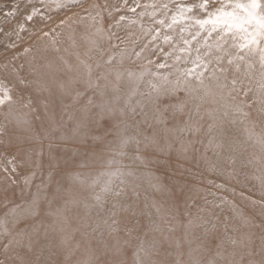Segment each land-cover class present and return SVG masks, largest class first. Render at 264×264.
<instances>
[{"label":"snow or ice","instance_id":"snow-or-ice-1","mask_svg":"<svg viewBox=\"0 0 264 264\" xmlns=\"http://www.w3.org/2000/svg\"><path fill=\"white\" fill-rule=\"evenodd\" d=\"M0 14V264H57L40 193L57 203V223L70 206L109 205L92 230L115 243L95 264H127L129 247L132 264H185L178 228L199 241L192 251L211 253L187 264H264V0H11ZM53 105L69 125L49 116ZM249 165L260 199L240 196L262 211L239 215L240 231L220 215L236 189L203 178L242 183ZM69 179L89 197L77 200ZM142 179L162 202L141 203Z\"/></svg>","mask_w":264,"mask_h":264},{"label":"bare ground","instance_id":"bare-ground-1","mask_svg":"<svg viewBox=\"0 0 264 264\" xmlns=\"http://www.w3.org/2000/svg\"><path fill=\"white\" fill-rule=\"evenodd\" d=\"M2 1L3 0H0V6L7 7ZM100 2L103 3L104 0H100ZM110 2H111V0H110ZM129 3H131V0H129ZM73 11H79V9L74 8V9H71L70 11L65 10V11H62L59 13L53 12V13H51V15L53 16V18L55 20V19L62 18L65 15H70L71 12H73ZM129 15H131V14L129 13ZM0 23H2V14H0ZM13 23H15V22L13 21ZM35 23L39 26L41 22L36 21ZM10 26L11 25H8V27H10ZM29 27H31V25H29ZM33 39H29L27 36H25L24 46H26L28 44H32ZM60 39L63 40L64 38L61 37ZM83 50L85 52V48L82 46L80 48L81 54H82ZM34 51H35V47H34ZM0 52H3L2 48H0ZM2 59H3V57L0 56V60H2ZM137 69H138V67L134 68L133 70H137ZM65 78H66V80H65ZM57 79L61 80V81H67L68 76L63 77L62 74H60ZM78 86L81 87L80 85H76V87H78ZM49 87L51 88L53 93H58L60 91V89L58 88L56 83H51ZM63 100H64V103H66V102H68V100L70 101L71 99L69 97H66ZM260 131H261V128L258 126L256 128V132L259 133ZM202 138L204 139L203 136H202ZM205 144H206V140H205ZM245 148L247 150V154L257 155V156L260 155L258 148L254 147L252 145H245ZM202 150L203 151L206 150L205 145L201 146V152H202ZM207 155L209 158L213 157V153L210 150L208 151ZM258 167L259 166L256 165V167H255L256 169H255V168H253V165H249L245 169V172L247 173V177L246 178L244 176L240 177L242 183H237L236 180H234V179L230 180V181H224L223 178H218L212 172H208L205 174V176L209 177V179L216 180V182H218V183L219 182H226L229 188H235L236 189V195H234V196L231 195L230 192L224 193L225 195L228 196V198L232 202V204L235 205V208L233 209L232 207H225V209L222 212H220V215L228 217L229 221H230V226H235L240 231H246V229L243 228V226L241 225L239 215H243V216L248 217L250 219H257L258 220L259 214L262 211L258 205L254 206L250 203L249 199H245V198L240 196V192H243L245 197H249L251 199H256L257 201H259V199H260V180L258 179V177L260 176V172L257 170ZM144 182H145V179H142L141 181H139V183L141 184L139 191H140V199L142 201V204L144 202L149 203V200L147 198L149 195V192H148V188L146 187ZM70 187L72 189L73 194L75 196L78 195L79 198H77V200H82L84 198L89 197V194L86 195L84 193L85 190L80 188L79 185L72 184ZM212 190L215 191V189H212ZM87 202L89 204L92 203L90 198H88ZM61 206H62V202H61ZM38 207H39V210L41 213V218L44 220V223H47L46 225H55V230H52L50 228L49 231H50V240L52 242L53 251L55 253L53 258L57 261V264H95V262H94L95 245L92 241L89 240V236H91V235L99 236V237H101L102 240H103V238H106V239L112 238V236H109L108 233L107 234L104 233L105 231H107V229L103 226H101V228L96 230V231L92 230V228L95 227L96 222L98 221V219L101 216L107 217L109 205H105L104 208H100V209H103V212L97 211L96 209H98V208L86 209V208H84L83 204H80L78 206H70L69 212H71L72 215L75 213V215H78V216H74V215L73 216L72 215L67 216V212H65L64 213V219L60 223H57V217L54 214H49V213H55V211L58 207L57 203H49V201L47 199H44V201L41 202V206H38ZM80 211L83 212L84 216L79 215ZM86 217L91 218L88 220V223L91 225V227H85L84 220ZM144 223H147V220H145ZM221 226H223V225H221ZM76 230H78V232ZM176 232L174 233V236L176 238L178 235L183 234V230L179 229V228L177 229ZM103 234L105 237L102 238ZM151 235L152 234H149V236L146 237L145 239H151ZM120 237H122V238L124 237L123 232L120 233ZM111 240H113V239H111ZM82 241H84V242L81 245V247L79 248V244ZM101 242H104V241H101ZM198 243H199V241L192 242V244L190 246L187 242L186 243L181 242V244H182L181 250L189 253L190 251L196 249V246ZM100 245L101 244L99 243V248H98V250H100L99 256L101 255V249H102ZM203 255L204 254H202V253L192 251L191 259H193V260L202 259ZM207 258H208V255H207V257L204 258V260H206ZM128 259H129V257H128ZM188 260L185 261V264H187ZM132 261H133V253H132L127 264H132Z\"/></svg>","mask_w":264,"mask_h":264},{"label":"rangeland","instance_id":"rangeland-1","mask_svg":"<svg viewBox=\"0 0 264 264\" xmlns=\"http://www.w3.org/2000/svg\"><path fill=\"white\" fill-rule=\"evenodd\" d=\"M7 7L10 5V2H11V0H3L2 1ZM85 6H87V5H85ZM139 9H137V11H138ZM121 35H123V33H121ZM84 50L82 51V58H86V57H84ZM70 60H71V62L73 63V64H75V60H74V58H70ZM125 67H129V68H132V69H134V68H136V67H139V65L138 64H132L130 61H126V63H125ZM62 76L63 77H66V76H68L67 74H64V73H62ZM65 80H66V78H65ZM51 84V83H50ZM50 86V85H49ZM79 87V86H78ZM55 96H57V97H61L62 96V94H61V92L59 91L58 93H53ZM67 96H64V97H62L63 99H65ZM63 103H64V100H63ZM64 104H71V100L69 101L68 100V102H66V103H64ZM49 116L53 119V120H55L57 123H59L60 121H63L64 123H65V125L67 126V125H69L70 124V120H69V117H68V115H67V113H66V110L63 108V106L61 105V106H57V105H53L52 107H51V109H50V111H49ZM48 127V123L46 122L45 123V125H44V128H47ZM44 128H41L39 125H37V128H36V131L37 132H39V133H43V131H44ZM201 139H203L202 138V136H201ZM202 145H204V144H196V149H197V151L198 152H201V146ZM204 151H206V150H204ZM203 150H202V152H204ZM209 151V150H208ZM208 151H207V154H208ZM256 167V165H253V168H255ZM256 169V168H255ZM152 173H153V175H160V173L158 172V171H156V169L155 168H152ZM204 179V183L206 184V182H207V180L209 179V177H204L203 178ZM36 183L38 184L39 183V180H37L36 181ZM144 184L146 185V187L148 188V192H149V195H148V200H149V203H151L153 200H155V201H157V202H162L163 200H164V197L162 196V194L161 193H159V192H157V191H155L152 187H150V185H149V183L147 182V180H145V182H144ZM67 185L70 187L71 185H72V182H71V180L69 179L68 181H67ZM141 185V184H140ZM203 186V185H202ZM32 193L35 195L36 194V189H35V187H33L32 188ZM86 195H88L89 193L87 192V191H85L84 192ZM201 195H203V193L201 194ZM44 196H45V194L44 193H40V195H38V206H41V202L42 201H44ZM75 196V195H74ZM80 196V195H79ZM75 198L77 199V198H79L78 197V195H76L75 196ZM41 201H40V200ZM141 200V199H140ZM19 203H21V205H22V208L23 209H27V207H28V205L26 204V203H24V201H18ZM141 203H142V201H141ZM37 211H39L40 212V210H39V207L36 209ZM97 211H101V212H103V209H100V208H98V209H96ZM3 212H4V208H3V205H2V203H0V215H2L3 214ZM77 213V212H76ZM69 215H72V213L71 212H69V211H67V216H69ZM74 216H78V215H75V213L73 214ZM72 215V216H73ZM79 215H81V216H84V214H83V212L82 211H80L79 212ZM97 216V215H96ZM98 217V216H97ZM95 218V217H94ZM97 219V218H96ZM95 219V220H96ZM145 222V221H144ZM47 223H45V225H46ZM77 232H78V230H76ZM221 231H223V226H221ZM104 233H108V230L107 231H105ZM177 233V232H176ZM103 237H105L104 236V234L102 235V238ZM177 238H180L181 239V242L183 243V242H185L186 243V241H184L183 240V234L182 235H178L177 236ZM111 239H113V237L111 238ZM111 239H106V238H103V240L101 239V237H99V236H95V235H91V236H89V240L90 241H92L93 243H94V245H95V250H94V253H95V256H94V262L101 256H99V251L100 250H98V248H99V243L101 244L100 246H101V248L103 247V246H105V245H108V246H111L112 244H114L115 243V240L113 239V240H111ZM101 241H104V242H101ZM83 242L84 241H82V242H80V244H79V248L81 247V245L83 244ZM193 242H195V240L193 241ZM182 245V244H181ZM170 251H173V252H175V249L174 248H171V249H169ZM180 251L183 253V255H182V257H181V259L185 262L186 260H188V259H190L191 257L189 256V253H187L186 251H182L181 249H180ZM209 254H211V253H208L207 255H209ZM131 255H132V249H131V247H129L128 249H126V255H125V259L127 260V263H128V261H129V259H130V257H131ZM207 255H203V258H202V260H204V258L205 257H207ZM99 256V257H98ZM128 257H129V259H128ZM170 259H174V257H170Z\"/></svg>","mask_w":264,"mask_h":264}]
</instances>
